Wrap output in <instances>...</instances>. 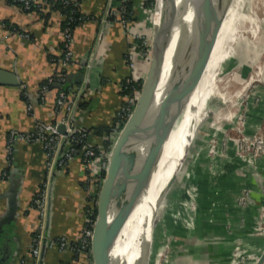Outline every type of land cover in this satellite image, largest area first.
Masks as SVG:
<instances>
[{
    "label": "crops",
    "instance_id": "0c3cea01",
    "mask_svg": "<svg viewBox=\"0 0 264 264\" xmlns=\"http://www.w3.org/2000/svg\"><path fill=\"white\" fill-rule=\"evenodd\" d=\"M73 1H78L85 21L75 30L73 64L63 70L57 59L63 54L65 17L46 6L27 12L8 0H0V264H39L31 244L41 223H45L46 235L48 215L47 234L51 239L78 242L87 217L98 206L93 201L97 168L95 163L87 165L83 154L49 171L41 144L17 141L13 151L8 152L11 131L33 132L39 122L60 120L56 112L59 88L43 91L44 83L60 73L71 78L67 87L76 109L74 127L93 134L114 130L126 100L125 81L143 78L146 72L144 58L138 54L134 67L129 65L127 56L135 54L136 48L126 30L108 15L111 0ZM134 5L139 13L140 5ZM142 19L143 25L138 23L131 29L151 34L152 27ZM236 62L233 67L238 65ZM80 72L84 77L78 85L74 76ZM247 133L253 135L254 129L251 127ZM95 140L100 144L98 138ZM213 140L209 134L202 143L208 145ZM226 144L230 146L228 155L233 165L219 156L211 159L206 148L200 147L197 152L198 161L203 162L200 172L208 176L205 187L210 189L211 207L214 204L217 208L208 218L196 216L192 229L177 224L182 232L176 236L173 233L169 264H232L239 241L250 255L263 251L264 238L255 236L254 228L259 206L264 202V169L260 168L264 160L254 168H246L244 162H238L232 142ZM195 166L191 168L194 172ZM247 188L252 191L253 204L242 210L237 200ZM44 189L50 212L46 210L42 221L34 200ZM43 264H90V259L84 254L48 247Z\"/></svg>",
    "mask_w": 264,
    "mask_h": 264
},
{
    "label": "bare ground",
    "instance_id": "6f19581e",
    "mask_svg": "<svg viewBox=\"0 0 264 264\" xmlns=\"http://www.w3.org/2000/svg\"><path fill=\"white\" fill-rule=\"evenodd\" d=\"M162 1L158 0L157 6V15L160 17L164 7ZM210 1L177 0V8L171 17L169 30L178 32L192 22L199 9ZM261 13H264V0H232L225 9L219 11L208 22L191 31L188 40L179 43L180 35H176L171 46L165 49V66L157 94L158 103L160 104L165 97L174 98L187 83L188 89L191 86V95L182 119L179 123L175 121L178 125L173 123V116L176 114L173 103L169 107L166 106L165 117L162 118L154 145L157 166L151 184L139 208L130 215L125 225L123 220L126 192L124 188H121L119 178L120 170L117 160L119 154L111 160V180L105 191L104 211L106 264H134L139 257V251L144 244L142 238L147 231L145 224L151 215L154 222L157 221L159 211L157 208L164 202L169 184L178 177L186 161L189 150L187 138L193 128V118L201 100L204 102V111L207 112V103L212 97H218L226 104H234V98L241 97L251 84L262 81L264 78L263 60L249 78L241 80V90L237 95L231 97L225 89L229 88V85L235 82L234 80H239L236 70L229 66L235 47L244 41L254 46L261 36L262 30L259 28L258 18ZM201 118L202 114L199 116V119ZM173 125L176 129L170 134ZM176 141L182 145L181 151L171 157L160 169L164 153ZM262 261L261 263L264 264V260Z\"/></svg>",
    "mask_w": 264,
    "mask_h": 264
},
{
    "label": "built area",
    "instance_id": "2783aa9c",
    "mask_svg": "<svg viewBox=\"0 0 264 264\" xmlns=\"http://www.w3.org/2000/svg\"><path fill=\"white\" fill-rule=\"evenodd\" d=\"M13 4L20 6L24 10L28 11L33 8L49 7L52 8L55 5L50 4V0H10ZM55 1V0H52ZM151 0H111L110 8L108 15L113 19L115 23L120 24L126 30V36L129 39L134 41V46L136 48L135 54H129L127 60L131 68L134 67L135 58L138 54L142 58H150L151 42L147 35L142 34L141 32H134L131 27L143 21L142 18H145V22L151 23L153 26L155 19V8L157 0H154V4L150 2ZM73 0H63L64 7L70 6L75 3ZM138 3L140 5V12L137 13L135 10V5ZM114 4V5H113ZM74 11L71 12V15L67 17L66 26L64 28V44H63V54L57 59V63L67 70L73 64V44L75 41V30L73 24L75 18L73 17ZM151 21V22H150ZM151 26V27H152ZM22 35V34H20ZM25 38H29L28 35H22ZM47 85L44 86L43 91H47L50 85L58 86V96L56 102V112L57 115L61 116L60 120L56 123H44L39 122L36 124V127L33 132H19L11 131L8 136V152L13 151V147L17 141H24L27 143L41 144L44 148L46 157H47V166L49 171L54 168L65 166L70 163L77 155L83 154L84 162L87 165H96L97 170H106L107 169V158L109 159L110 152L106 150L97 148V144L94 142L96 137L92 133L82 132L76 130L74 127V115L76 109L72 101L69 99V93L64 90L65 85L67 84V77L64 73H60L51 77L47 80ZM138 80L135 78H130L125 81L123 89L129 94L126 96V100L123 105L120 107L118 116H117V126L114 128L113 132L118 133L127 123L128 119L131 117L133 110L136 106L138 97L141 92L142 84H137ZM143 83V82H142ZM137 84V85H136ZM29 109H32V106L29 105ZM60 125H65L66 133L61 134L58 130ZM261 128H258L260 131ZM243 141L240 144L241 150H239V156L237 154L238 160L244 162L246 166L250 168L256 167L260 161L264 159V131L263 133H256V136L252 140L246 138L244 133L242 134ZM96 141V140H95ZM63 143H66L64 150L61 155V147ZM76 145H83L82 151H79ZM224 153L219 151L216 152L213 156L209 154L211 159L219 156L224 161L232 164V159L228 156V150L224 149ZM200 155V154H199ZM197 154L196 159L199 158ZM211 167V166H210ZM213 168V167H212ZM96 170V171H97ZM224 171H222L223 173ZM96 174V173H95ZM195 174L194 170L191 169L189 176L187 177V182L185 184V196H186V206L191 207L192 215L188 213V210L185 206H182L183 212H179L178 218L175 220V224H180L186 228L192 229L195 224V217L197 213L198 203L197 199L199 197V187L196 184L188 183V180L191 176ZM97 179V176H96ZM96 191L98 190V179L95 183ZM96 194V193H95ZM98 202V200H94ZM238 205L242 210H246L252 206V191L250 189H243L240 196L238 197ZM47 189H44L39 196L34 200V206L39 210L42 221L46 217L47 210ZM95 209V208H94ZM93 210V209H92ZM95 221L91 218V213L87 217L86 226L83 230L82 236L78 242H69L66 238L51 239L49 241V248H58L61 252L70 251L76 254L87 255L90 259V264H93L92 257V238L94 233ZM179 222V223H178ZM264 203L259 207L258 212V223L254 228L255 236L264 235ZM45 223H41L38 227L31 244L32 255L35 257L37 262L40 259L41 249L45 239ZM247 253L244 250L243 243L241 241L237 242V246L234 252V259L232 264H235L239 257H242V260L248 258L244 257ZM249 258H257L254 255L249 256Z\"/></svg>",
    "mask_w": 264,
    "mask_h": 264
},
{
    "label": "water",
    "instance_id": "95a60500",
    "mask_svg": "<svg viewBox=\"0 0 264 264\" xmlns=\"http://www.w3.org/2000/svg\"><path fill=\"white\" fill-rule=\"evenodd\" d=\"M232 0H211L204 4L195 14L192 22L179 29L178 32L169 30V23L173 12L177 8V0H163V9L160 16L157 15L158 0L155 8V19L152 26L151 50L149 67L142 83L141 92L138 97L136 106L131 117L121 130L119 137L114 145L108 160L106 176L100 189L97 206V217L94 226L92 238V257L93 264H106L104 252V224H105V191L108 189L111 180V160L117 154L118 165L120 170L121 188L125 189L126 205L124 225L130 215H132L142 202L146 191L149 189L151 179L157 166V161L154 152L155 140L157 138L162 118L165 117L166 106L172 103L176 111V115L181 116L187 102L186 99L191 93V88L188 89V83L175 95L174 98L165 99L159 104L157 94L160 88V83L165 66L164 51L171 46L173 38L179 36V43L189 39V33L197 29L200 25L208 22L219 11L225 9ZM75 77V83L80 85L83 81L84 73L80 72ZM68 77L67 82L70 83ZM264 86V83H262ZM191 87V86H190ZM54 88H59L54 86ZM209 114L205 116L200 126L208 119ZM178 120L177 116H173V122ZM199 126V128H200ZM198 128V130H199ZM58 130L61 134L66 133L65 125H60ZM195 139H198L195 137ZM193 140L192 145L196 140ZM66 143H63L60 154H62ZM177 182V177L169 184L166 195L169 193L174 183ZM165 195V196H166ZM260 207V206H259ZM50 210V200L48 201L47 213ZM146 233L142 238L144 244L139 251V257L134 261V264H149L152 254V245L154 232L157 227V221L154 222L153 215L146 222ZM49 226V215L46 222V235L41 249V259L39 264H43L44 255L48 249L50 236L47 234ZM145 240V241H144ZM264 260V250L260 255V260ZM263 263V261H262ZM261 263V264H262Z\"/></svg>",
    "mask_w": 264,
    "mask_h": 264
},
{
    "label": "rangeland",
    "instance_id": "374dc122",
    "mask_svg": "<svg viewBox=\"0 0 264 264\" xmlns=\"http://www.w3.org/2000/svg\"><path fill=\"white\" fill-rule=\"evenodd\" d=\"M258 18L259 28L262 30V33L257 44L253 46L247 41H244L237 45V47H235L233 51V56L230 60L229 66L233 67L234 62L237 61L236 63L238 65L233 68L234 70H236L237 75L239 76V80H234L235 82H232V84L229 85V88H225L226 92H228L229 96L231 97L237 95V93L241 90V80L249 78L250 75L253 74L256 66L264 60V13H261ZM148 24L152 26L151 23ZM151 36L152 33L147 36L150 39V42ZM144 78L145 75L143 76V80ZM139 79H142V77ZM262 83H264V78L262 79V81H255L253 84L250 85L249 88H247L246 91L242 93L243 95L241 97L233 99L235 100L234 104H226L222 99L218 97L209 98L207 103L208 112L204 111V102L203 100H201V103L196 111L195 117L193 118V128L189 132V136L187 138V141L189 140L187 142L189 146L187 159L182 169L180 170V173L178 174L177 182L174 183L170 192L165 196L164 202L157 208V210L159 209V211L157 215L158 217L156 230L162 228V238L165 239L162 240V243L160 242V244L157 245V248H155L154 250L152 249L149 264H169L172 254L173 238L170 234H168V223H170L172 220L175 222V220L178 218L179 212L183 210L182 206H185V208L188 210V213L192 215V211L190 210L191 207L186 206V196L184 187L187 182V177L191 172L192 166L196 164L197 152L200 150V147L206 148L205 151L208 152L211 156H213L216 152L219 153V151H222L221 153H224V149H227L229 151L230 146L227 147L226 143L228 141H231V147L235 149L236 154H238L239 156V150H241L240 144L243 141V133L246 138H250L251 140L252 138L254 139L257 132L263 133L264 115H262V117L255 116L256 118L254 119L257 120V122H252V120L250 119L254 117L256 111L261 109L264 110V86L262 85ZM190 95L191 93L187 97L186 102L189 101ZM185 107L180 117L175 114V116L179 118L178 120L175 119L177 123H179L182 119ZM201 114L202 118L199 119V116ZM207 114H209L210 116L209 119L202 126H200L201 122L203 121V118H205ZM249 122L250 125L248 126ZM177 123L175 122L174 124L176 125ZM175 125H173V128H171L170 134L173 133L174 128L176 127ZM251 127L254 129L253 135H249L247 133ZM258 128H261V130L258 131ZM209 134L213 135V142L208 145H203L202 141L204 140V138L209 137ZM197 135L198 139L196 140L194 137H197ZM194 139L196 141L193 145H191ZM205 141L207 140L205 139ZM178 142L179 141H176L174 145L167 152L164 153L163 163L161 164L160 169H162L163 165L171 157L181 151L182 145L178 144ZM109 154H111V152ZM231 161L233 162V159ZM245 167L247 168L246 164ZM260 168L264 169V163L261 164ZM262 252L263 251L260 250L257 255H254L257 258L253 259L249 258V256H252V254L250 255L249 253H246L243 256L248 258L244 259L243 261L242 257H239L238 261L235 264H261L263 258L261 260L259 258ZM158 255L159 259L157 260Z\"/></svg>",
    "mask_w": 264,
    "mask_h": 264
},
{
    "label": "trees",
    "instance_id": "16d2710c",
    "mask_svg": "<svg viewBox=\"0 0 264 264\" xmlns=\"http://www.w3.org/2000/svg\"><path fill=\"white\" fill-rule=\"evenodd\" d=\"M8 1L11 2L10 0H8ZM150 2H151V4L152 3L154 4V0H151ZM52 3L55 6L51 8V11H57V12L61 13L65 17L64 28L66 26L67 17H69L71 15L72 11H74L73 17L75 18V22L73 24L74 30H76V28L85 21V16H83L80 13V11H79V6H78L79 3H78V1H76L75 3H73V4H71L70 6H67V7H64L63 0H55V1L50 0V4H52ZM34 9H36V8L28 10L27 12H31ZM141 25H143V24L141 23ZM141 33L144 34V35L149 36V33L147 34V33L142 32V31H141ZM143 60L145 62V64H144L145 67L144 68H145V71L147 72V69L149 67V58L147 57V58H144ZM146 72L144 73V75H146ZM137 80H138L137 84H142L143 78L142 79H137ZM47 82L48 81H46L44 83L42 88H44V86L47 85ZM53 88H54V86L50 85L47 90H52ZM64 90H66V92L68 93L67 84L65 85ZM57 92H58V90H57ZM128 94H129V92L124 90V95L127 96ZM262 115H264V110L263 109L256 111L255 114H254V116H258V117L259 116L262 117ZM254 118H256V117H254ZM252 122H257V120L252 119ZM121 125H122V123L119 124L120 132H121ZM120 132L114 133L112 131V129H106L104 131H96L95 133H93L95 135V137L100 140V144L97 145V148L106 150L107 152H111L113 147H114V145L116 144V141H117V139L119 137ZM76 147L78 148L79 151H82V149H83V145H76ZM229 152H231L230 149H229ZM107 160H109V159L107 158ZM201 163H203V162H200V160L198 161V159H197L196 166H195L197 171L195 170V174L189 178L188 183H193V184H196L197 186L200 187L199 188L200 189L199 197L197 199L198 208H197L196 216L198 217V215H200V216L201 215H205V217L208 218V216L209 217L211 216L212 211L215 210L217 208V206L213 204V206L211 207V202L212 201H211V199L209 197L210 189L207 190L206 187H205L206 177H208V176L206 175V173L204 175V174H202L200 172ZM240 166H242V165H240ZM244 166H245V164H244ZM107 167H108V161H107ZM96 176H97V179H98V190L96 191V194L94 196V200L95 201L98 200V198H99L100 189H101V186H102L103 181H104L105 176H106V170H100V169L97 170L96 171ZM262 203H264V202H262ZM181 212L184 213L183 210H181ZM96 217H97V208L93 209V211L91 212V218H92L93 221L96 220ZM195 224H196V221H195ZM167 229L169 231L168 234L171 235V237L173 238V241H174V237L176 236V233L182 232L179 229V226H177V224H174L172 221L170 223H168ZM160 231H161V229H158V230H155V232H154L153 245H152V249L153 250L156 248V246L158 244H160V242L162 243V240L165 239V238H162L163 236H162ZM173 233H175V236H173ZM262 249L264 250V247Z\"/></svg>",
    "mask_w": 264,
    "mask_h": 264
}]
</instances>
